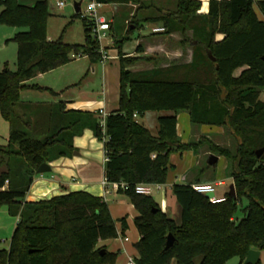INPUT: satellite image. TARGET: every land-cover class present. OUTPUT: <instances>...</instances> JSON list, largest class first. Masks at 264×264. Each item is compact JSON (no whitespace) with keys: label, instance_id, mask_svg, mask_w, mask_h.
Listing matches in <instances>:
<instances>
[{"label":"trees","instance_id":"obj_1","mask_svg":"<svg viewBox=\"0 0 264 264\" xmlns=\"http://www.w3.org/2000/svg\"><path fill=\"white\" fill-rule=\"evenodd\" d=\"M104 4L135 5L132 18L145 12L143 21L158 22L164 32L180 33L181 46L190 44V62L173 61L167 67L132 71L129 65L142 56H129L122 47L138 19L128 25L127 35L115 41L120 63L118 108L104 117L98 111L67 109L65 101L52 104L24 103L20 92L27 81L74 59L87 56L90 63L101 61L100 45L92 33L94 21L82 16L83 43L48 40L46 0L25 5L18 0H0V24L25 25L17 32L16 71L7 65L0 71V114L9 123L10 137L0 144V206L6 204L17 216L8 248H0V264H115L118 252L105 249L101 240L124 236L128 228L120 219L119 232L108 202L79 190L40 201H25L26 194L42 163L70 157L73 140L86 129L102 139L104 175L110 183H126L117 193L127 197L138 215L134 225L139 233L135 243L137 264H225L232 257L244 263L251 249L264 251V21L253 0H209L207 13H201V0H96ZM264 12V0L258 1ZM80 16L81 13H75ZM133 28V29H134ZM188 31L192 37L187 36ZM221 35L222 38L218 39ZM137 53L144 47L138 44ZM208 52L215 58L213 62ZM204 69L202 82L193 75ZM239 73L236 74V72ZM58 93L50 88L31 86ZM149 111H169L158 117L153 135L139 122ZM185 111L193 126L226 128L238 139L234 149L205 137L184 143L177 133V116ZM136 114V116L134 115ZM207 144L208 152L227 160L236 200L229 192L221 202L212 203L195 191L193 184L211 182L214 165L193 168L187 179L174 183L171 191L180 206V221L166 212L151 194L136 193L138 184H165L172 152H183ZM213 177L207 179L208 172ZM8 184L4 188L5 184ZM242 197H247L244 215L235 217ZM173 243L165 249L167 236Z\"/></svg>","mask_w":264,"mask_h":264},{"label":"rangeland","instance_id":"obj_2","mask_svg":"<svg viewBox=\"0 0 264 264\" xmlns=\"http://www.w3.org/2000/svg\"><path fill=\"white\" fill-rule=\"evenodd\" d=\"M39 0H18L19 3L25 5H32ZM42 1V0H41ZM48 5V15H47V37L57 38L59 39L62 34V40L70 43H82L84 41V31L82 25V16L85 14L86 6L90 0H64L65 6L59 7L57 6L55 0H46ZM161 0H156L157 4L164 5L167 2L170 4H175V0H166L160 2ZM202 1L201 11L203 12L206 9V0ZM253 7L258 11L260 10L258 7V1L253 0ZM75 2H81V15L75 16ZM132 5V4H131ZM126 5L120 4H103L98 8L97 14L104 15L108 19H112L110 29L106 31V38L102 40V45L107 48V52L110 55L115 54L117 56L118 50L115 47V41L120 40L122 37L127 35L128 25L132 20L138 19V27L131 30L129 33V39H127L122 47L125 51H134L139 44L138 40H143L144 50L148 53L147 58L149 60L147 62L150 63V67L158 66L167 67L170 65L171 61L168 60L169 54H165L161 52L160 47L169 48L179 40V42L184 39L180 33H176L175 36L172 34H152V28L159 26L158 22L150 21L146 22L142 20V17L145 15V12L139 11L137 18H132V14L135 12L136 6L132 5V7H125ZM2 7H0V10ZM28 29L25 25L19 26H8L0 24V71L7 65V67L16 71L18 69L17 65V43L13 39L14 35L17 32L26 31ZM187 36L189 38L192 37V33L188 31ZM56 39V40H57ZM180 44V43H179ZM190 44H186L185 46H180L181 52L180 56L173 61H177L178 63H186L189 59L183 57L184 51L188 48ZM191 46V45H190ZM114 47V48H113ZM159 47V48H157ZM192 48V47H190ZM184 50V51H183ZM114 55V56H115ZM137 57V55H136ZM88 58V57H87ZM143 61V60H139ZM146 61V60H144ZM172 61V62H173ZM70 63V64H69ZM67 63V69L70 70L73 67H81L84 66V72H86L89 67V58L88 59H80V57L74 59L73 61ZM108 67L104 72L106 76V83L103 87V73L101 65L102 63L95 64L94 72H87L84 77L85 80H81L78 87L81 89V95L84 98L90 99L91 102L96 103L97 101H101L99 99L104 100L107 99V103L110 106V110L116 108L118 106V97H119V74H120V63L117 59H110L105 62ZM66 65V64H65ZM64 66V65H62ZM61 67V66H60ZM59 68V67H58ZM143 68V63H134L129 65V69L140 70ZM57 69V68H55ZM55 69H53L55 71ZM52 71V70H51ZM204 69H200L199 72L193 75V79L196 81L202 82L204 80ZM49 72V71H48ZM239 71L236 72V74ZM56 74L59 72H51L50 74H46V78H51L53 81H56ZM76 89V88H75ZM104 91V92H103ZM73 92V91H72ZM48 97V94H43L42 92L32 91L27 89H22L20 92V101L22 100H30L32 102L45 100ZM260 98L264 100V89L261 91ZM169 111H149L144 116L139 117V122L144 124L147 128H149L152 132H155V126L157 125V117L162 115L170 114ZM179 126H180V138L184 143L192 141H198L201 137H205L206 139L211 140L214 143H217L222 146L229 147L230 149H234L236 144L239 142L233 135L229 133V131L224 127H210L206 125L201 126H193L188 118V114L185 111L179 113ZM10 127L9 123L1 116L0 114V144L6 146L9 142L10 137ZM99 145H101V149L99 150L101 155L103 153V141L99 140ZM198 149V153L194 152L193 149L186 150L183 152H172L169 156V168L167 174V188L166 194L164 191H152V197L156 202L161 204L163 201H167L169 205V216L173 218L174 212H176L177 208L180 209V206L171 191V187L169 186V182H177L181 183L182 176H187L190 170L193 168H200L204 166L208 161V157L210 153L208 152L207 144L196 147ZM75 153V151L73 152ZM227 160L224 156H220L219 160L216 164L214 170V179L211 182L202 183V184H213L223 180L225 183L223 185H216V196H220L229 192V187L232 184V178L229 176L230 171L227 169ZM5 169L4 165L0 164V173ZM213 177L212 171L208 172L207 179H211ZM173 180V181H172ZM178 180V181H177ZM7 183L4 188L7 187ZM116 199L118 202H127L129 201L126 196L122 194H115L109 200ZM248 199L247 197H242L238 208L235 214V217L240 219L244 215V207L247 205ZM17 223V216L13 215L9 212L8 206L6 204H2L0 206V248H8L10 245V241ZM130 238V244L135 242V237L131 235V232L126 233ZM122 235L118 236V239L122 238ZM225 264H240V258L235 256L227 260ZM264 264V251H262V255L260 256L259 263Z\"/></svg>","mask_w":264,"mask_h":264},{"label":"crops","instance_id":"obj_3","mask_svg":"<svg viewBox=\"0 0 264 264\" xmlns=\"http://www.w3.org/2000/svg\"><path fill=\"white\" fill-rule=\"evenodd\" d=\"M166 1V0H164ZM160 2H163L161 0ZM202 2V1H201ZM169 3V2H167ZM206 9L201 13H207L209 8V0L205 1ZM125 7H132L131 4L126 5ZM255 9V8H254ZM256 13L258 17L264 21V12L261 10H256ZM76 13V12H75ZM112 21V19H110ZM113 22V21H112ZM160 25V24H159ZM84 31V29H83ZM173 36L176 35V33L172 34ZM222 38L221 35L218 36V39ZM57 38H51L48 37V40H56ZM139 44L144 46L143 40H138ZM70 43V42H69ZM83 43V42H82ZM180 44L179 40L175 43V45L170 46L169 48H163L160 47L161 52H164L168 56L169 61H173L176 58L180 56ZM189 45L186 51H184L183 57L188 58L187 62H190L192 59V48ZM114 48V47H113ZM159 48V47H157ZM124 53H126L129 56H147L148 53L144 50L143 53H137L136 49L134 51H125L122 49ZM182 53V52H181ZM115 54H113L114 56ZM116 56V55H115ZM80 59H88L87 56H81ZM119 60L118 54L117 57L112 58ZM98 63H102L101 61ZM137 63H143L144 69H150V63L147 61H139ZM70 64V63H69ZM68 64V65H69ZM97 64V63H95ZM95 64L90 63L89 61V67L87 68L86 72H84V66L81 69V67H73L72 69H67V64L64 66H61L57 69L46 72V73H38L36 76H34L32 79L26 82L28 87L25 89L32 90V91H38L42 92L43 94H48V97L41 101H35L32 102L30 100H21L24 103H45V104H52L56 103L58 101H65L67 104V109H75V110H83V111H104V113L108 114L118 108H113L110 110V106L107 103V99L104 98V100L99 99L101 101H97L96 103H93L88 98H84V94H81V89L78 87L79 83L83 79L85 80V76L87 72L95 71ZM101 70L103 73V87L106 83V76L104 72L107 70V66L105 63H102ZM132 71H138L132 69ZM51 72H59V74L55 76L56 81L52 80L51 78H46V74H50ZM38 85L45 88H50L54 92L58 93L57 96L52 95L49 91L46 90H39L36 88H33L31 86ZM76 88V89H75ZM73 91V92H72ZM104 92V91H103ZM83 95V96H81ZM147 113V112H146ZM145 113V114H146ZM144 114V115H145ZM188 114V113H187ZM143 115V116H144ZM189 118V114H188ZM157 119V125L155 126V132H150L153 135L157 134L158 131V117ZM190 120V118H189ZM144 125V124H143ZM145 126V125H144ZM207 126V125H206ZM216 126V125H215ZM210 126V127H215ZM177 133L180 137V126H179V114L177 116ZM73 144L75 147V153L72 154L70 157H61L53 162L48 163L51 167V171L44 173V174H37V176L34 178L33 183L30 186L29 191L26 194L25 201L31 202V201H40L45 199H50V197L58 196L62 194L69 193L71 191H87L94 196L103 197L109 205L111 214L113 218L116 221V226L118 231L120 232L122 229L120 219L125 217L128 228L125 230L124 236L120 239L113 238V239H107V240H101L98 242L97 247L105 249L110 252H118L117 261L115 264H125L128 256H137V250L135 249V243L139 240V233L134 225V218L138 215L136 209L134 206L127 201L125 202H118L116 199L109 200L113 195L117 193L115 189L113 188V185L111 183L105 184L103 183L105 175H104V164H105V152L103 149V153L101 155L100 149L101 145H99L98 138L95 137L94 133L90 129H86L81 136H77L73 140ZM103 145V144H102ZM104 148V147H103ZM191 171V170H190ZM190 173V172H189ZM188 173V175H189ZM187 176H182V180H186ZM173 181V180H172ZM176 181V180H175ZM169 182V186L172 187L174 183L177 182ZM178 181V180H177ZM223 181V180H221ZM168 182V181H167ZM225 183V182H224ZM162 190L157 191H164L166 194V188L167 184L162 185ZM224 195V194H223ZM220 195V196H223ZM161 209L163 212H166L169 215V205L168 202L165 200L161 204ZM173 218L179 222L180 221V209L177 208L176 212L173 214ZM127 232H131V235L135 237V242H132L130 244V238L126 234ZM125 238H128V240H125ZM262 255V251L260 252V256ZM200 258L196 259V264H199ZM172 264H175V260L172 261Z\"/></svg>","mask_w":264,"mask_h":264},{"label":"built area","instance_id":"obj_4","mask_svg":"<svg viewBox=\"0 0 264 264\" xmlns=\"http://www.w3.org/2000/svg\"><path fill=\"white\" fill-rule=\"evenodd\" d=\"M57 1L56 4L59 7H63L65 6V1L64 0H55ZM104 3H100L97 2L96 0H90L89 3L86 6V10L84 11V17H87L89 20L92 19L94 21V26L92 28V33L93 36L95 37V39L98 41L99 45H100V53H101V62L105 63L108 60L115 58L117 56H113L110 55L107 52V48L104 47L102 45V40L104 38H106V31H108L110 29V25H111V20L106 18L104 15H98L97 14V10L99 7H101ZM81 13V11H80ZM164 27L163 26H156L152 28V33H161L164 32ZM100 115L102 116V120H101V126L104 127V117H106V113H104V111H99ZM136 116V114H134ZM107 160V156H105V161ZM103 183L105 184H109L110 182L107 181L106 178H104ZM113 185V188L115 189V191L118 190L119 187L121 188H125L126 187V183L121 182V183H111ZM224 181H218L216 183L213 184H193L192 187L195 191L201 193V194H208V193H213V196L209 198V200L212 203H217V202H221L225 199L224 195L223 196H216V190H215V186L216 185H223ZM163 184H138L135 187V191L136 193L139 194H152V191L154 190H162ZM125 240H128V238H125ZM125 264H137V260L135 256H128L126 263Z\"/></svg>","mask_w":264,"mask_h":264},{"label":"water","instance_id":"obj_5","mask_svg":"<svg viewBox=\"0 0 264 264\" xmlns=\"http://www.w3.org/2000/svg\"><path fill=\"white\" fill-rule=\"evenodd\" d=\"M75 7V12L78 13L81 11V2H75L74 4ZM134 27L132 26V29ZM208 56L209 58L214 62L215 58L212 56L211 52H208ZM264 59V58H263ZM262 154H264V147L261 149L256 150V156L260 157ZM219 160V157L215 154H210L208 157V161L207 164L208 165H214L217 164ZM51 171V167L49 166L48 163H42L39 168L36 171V174H44L47 172ZM206 197L210 198L213 196V193H208L205 195ZM229 196H231V198L235 201L236 200V192H235V188H234V184L232 183L229 187ZM173 243V236L172 234H169L167 236V240H166V244H165V249L169 248ZM100 253L103 254L104 250H100ZM259 259H260V251L256 250V249H251L248 251L247 256L244 260L243 264H258L259 263Z\"/></svg>","mask_w":264,"mask_h":264}]
</instances>
